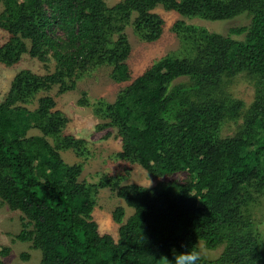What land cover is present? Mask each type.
I'll return each mask as SVG.
<instances>
[{"label":"trees","instance_id":"trees-1","mask_svg":"<svg viewBox=\"0 0 264 264\" xmlns=\"http://www.w3.org/2000/svg\"><path fill=\"white\" fill-rule=\"evenodd\" d=\"M1 1L8 38L0 42V64H15L25 52L56 61L50 73L19 71L0 102V198L24 213L14 237L41 249L42 264H174L177 252L199 251V240L224 248L216 258L200 255L197 264H264V238L250 214L264 196V0ZM157 4L215 20L246 12L251 21L226 34L179 23L181 50L152 63L115 101L91 102L84 93L80 102L118 128L120 157L154 175L186 171L189 178L153 186L120 185V173L81 181L82 165L67 164L61 149L83 151L85 140L65 133L68 117L55 109L54 96H40L34 110L24 104L54 85L58 92L76 87L96 66L127 79L125 28L136 13V33L157 39L164 26ZM238 73L256 80V96L239 130L222 136L225 120L243 105L228 92ZM32 128L42 133L29 134ZM105 186L118 187L134 208L118 240L102 234L92 215ZM124 212L118 206L114 218L121 222ZM10 250L0 246V255ZM0 264L10 263L0 257Z\"/></svg>","mask_w":264,"mask_h":264},{"label":"rangeland","instance_id":"rangeland-1","mask_svg":"<svg viewBox=\"0 0 264 264\" xmlns=\"http://www.w3.org/2000/svg\"><path fill=\"white\" fill-rule=\"evenodd\" d=\"M108 5H114L120 0H105ZM4 5L0 0V14ZM154 11L160 13L164 18V26L161 35L155 40H147L136 33L132 20L125 31L131 43V52L127 58L130 74L127 79H118L112 76L111 66H96L90 68L77 80L76 87L58 92V85L51 89L41 90L35 94L33 101L24 105L34 110L38 105V99L44 94L54 96L56 100L55 109L61 110L67 117L65 133H70L85 140L84 150L76 151L72 148L61 149L63 160L71 165L79 163L82 171L79 179L88 183L97 182L107 174L123 175L120 185L138 183L144 186L156 185L161 180H171L176 185L185 182L189 175L186 171L176 173H163L154 175L139 162L125 160L119 156L122 150V138L118 128L111 124L106 118L97 115L92 105L81 104L83 95L94 102L103 99L109 102L115 101L119 92L144 70L159 58L176 53L182 48L180 24L183 27H202L210 32L226 34L232 26L249 24L251 16L240 13L227 19H208L200 16L183 15L180 12L167 9L163 4H157ZM180 23V24H179ZM179 27V28H178ZM8 32L0 27V42L6 41ZM56 61L49 57L46 61L23 53L19 62L15 64H0V102L4 100L11 88L15 75L22 69H30L38 74L50 73L55 70ZM256 80L248 77L245 73H238L228 87L231 99L241 100L243 105L234 118H228L223 123L220 134L222 136L234 135L244 123V117L256 96ZM85 93V94H84ZM38 128H32L29 134H41ZM118 187L105 186L98 190L96 204L92 215L99 224L102 234L110 233L116 240L119 238V229L133 213L134 208L117 194ZM118 206L125 209L122 221L114 218V211ZM250 214L254 220L256 230L264 238V196H260L250 205ZM24 213L19 209L11 208L0 198V246H10L7 255L0 257L10 264H42V251L35 248L31 241L16 239L15 234L24 227ZM27 220V219H26ZM25 220V221H26ZM198 248L200 255L206 258H216L223 251L224 246L215 248L208 247L203 240H199Z\"/></svg>","mask_w":264,"mask_h":264},{"label":"clouds","instance_id":"clouds-1","mask_svg":"<svg viewBox=\"0 0 264 264\" xmlns=\"http://www.w3.org/2000/svg\"><path fill=\"white\" fill-rule=\"evenodd\" d=\"M200 257L199 251L185 250L174 255V264H197Z\"/></svg>","mask_w":264,"mask_h":264}]
</instances>
